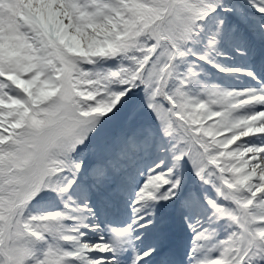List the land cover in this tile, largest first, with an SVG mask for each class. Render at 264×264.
Segmentation results:
<instances>
[{"label": "snow or ice", "instance_id": "snow-or-ice-1", "mask_svg": "<svg viewBox=\"0 0 264 264\" xmlns=\"http://www.w3.org/2000/svg\"><path fill=\"white\" fill-rule=\"evenodd\" d=\"M0 264H264V0H0Z\"/></svg>", "mask_w": 264, "mask_h": 264}]
</instances>
